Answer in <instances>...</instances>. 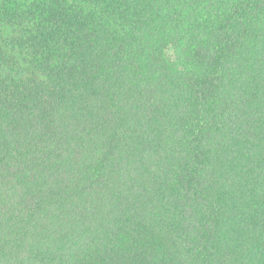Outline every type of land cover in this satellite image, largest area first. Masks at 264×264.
I'll use <instances>...</instances> for the list:
<instances>
[{"label": "trees", "instance_id": "obj_1", "mask_svg": "<svg viewBox=\"0 0 264 264\" xmlns=\"http://www.w3.org/2000/svg\"><path fill=\"white\" fill-rule=\"evenodd\" d=\"M0 264H264V0H0Z\"/></svg>", "mask_w": 264, "mask_h": 264}, {"label": "rangeland", "instance_id": "obj_2", "mask_svg": "<svg viewBox=\"0 0 264 264\" xmlns=\"http://www.w3.org/2000/svg\"><path fill=\"white\" fill-rule=\"evenodd\" d=\"M167 55H168L171 59H173V58L175 57V53H174L173 50H169V51H167Z\"/></svg>", "mask_w": 264, "mask_h": 264}]
</instances>
